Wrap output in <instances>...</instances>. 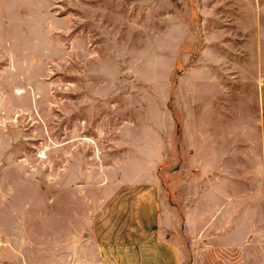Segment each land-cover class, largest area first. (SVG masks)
I'll return each mask as SVG.
<instances>
[{
  "label": "rangeland",
  "instance_id": "374dc122",
  "mask_svg": "<svg viewBox=\"0 0 264 264\" xmlns=\"http://www.w3.org/2000/svg\"><path fill=\"white\" fill-rule=\"evenodd\" d=\"M134 182L179 264H264V0H0V264H99Z\"/></svg>",
  "mask_w": 264,
  "mask_h": 264
},
{
  "label": "crops",
  "instance_id": "0c3cea01",
  "mask_svg": "<svg viewBox=\"0 0 264 264\" xmlns=\"http://www.w3.org/2000/svg\"><path fill=\"white\" fill-rule=\"evenodd\" d=\"M158 186L118 188L90 222L99 264H179L177 246L158 232Z\"/></svg>",
  "mask_w": 264,
  "mask_h": 264
}]
</instances>
